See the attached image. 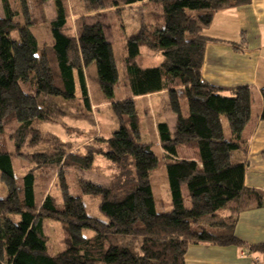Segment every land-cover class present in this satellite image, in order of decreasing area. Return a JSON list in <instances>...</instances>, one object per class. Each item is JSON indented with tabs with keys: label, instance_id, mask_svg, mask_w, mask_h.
Returning a JSON list of instances; mask_svg holds the SVG:
<instances>
[{
	"label": "trees",
	"instance_id": "trees-1",
	"mask_svg": "<svg viewBox=\"0 0 264 264\" xmlns=\"http://www.w3.org/2000/svg\"><path fill=\"white\" fill-rule=\"evenodd\" d=\"M51 1L56 10L49 24L52 44L39 49L29 23L16 24L8 0H0V177L7 192L0 198V264H185L187 247L199 243L264 254V245L247 246L234 235L240 213L264 207V193L244 185L248 145L242 133L250 119L251 88L223 90L202 78L208 41L203 29L216 12L251 0H83L88 11L149 5L153 22H141L125 40L128 95L119 101L114 99L119 71L101 23H82L71 36L64 0ZM144 52L160 62L141 66ZM90 65L118 129L95 140L104 148L68 153L33 125L62 118V103L73 101L77 89L90 109L84 75ZM161 91L176 117L173 132L166 122L156 124L172 206L164 213L156 210L150 181L159 161L141 139L135 102ZM260 94L264 121V88ZM12 123L18 125L12 137L16 152L25 143L48 145L29 157L36 167L86 172L101 156L115 168L114 177L106 185L77 178L70 192L60 174L62 201L47 195L38 205L33 171L16 176L13 170L4 140ZM84 196L98 197L102 218L87 210ZM49 219L61 223L65 234L64 248L53 254L43 228ZM87 231L92 235L85 236Z\"/></svg>",
	"mask_w": 264,
	"mask_h": 264
},
{
	"label": "rangeland",
	"instance_id": "rangeland-1",
	"mask_svg": "<svg viewBox=\"0 0 264 264\" xmlns=\"http://www.w3.org/2000/svg\"><path fill=\"white\" fill-rule=\"evenodd\" d=\"M13 12L16 14L14 22L19 26L29 23L30 30L35 37L39 49L49 48L52 44L50 34V21L55 18L56 10L51 0H8ZM67 11L66 32L71 36L77 35V30L82 23H101L105 37L111 43L113 55L119 71L118 88L114 93L115 101H119L128 95L126 91V77L124 74L125 40L130 35L135 34L141 22L143 24L152 23L150 8L145 2L138 3L132 7L120 4L118 7L106 8L100 11H88L83 0H64ZM159 7L155 5L154 11ZM0 16H3L0 2ZM16 37V32L12 33ZM150 52H144L139 59L141 66L151 65ZM85 81L88 90L90 109H86L81 101L79 89L73 101L63 102L65 115L56 122H36L33 129L42 136L55 137L68 153L85 154L89 146L104 148V145L96 143L97 139H107L118 129V121L110 109V103L100 92L94 65L84 69ZM148 105V101L136 103V110L139 117L140 135L145 143L151 144V149L159 161L158 168L150 175L151 188L155 199L157 212L164 213L172 210L168 182L164 168L165 155L158 143L156 127L154 124L162 119H167L168 114L164 113V106L158 99V108L149 114L143 108ZM155 105V101H153ZM169 108V106H168ZM255 104L253 105V109ZM162 113V114H161ZM18 125L12 123L4 129V140L7 150L12 156V166L16 176H22L28 171H33L35 175V200L38 205L45 196H52L57 203L62 201L61 184L59 176L62 174L65 182L70 188V192L75 190L76 179H84L96 184L106 185L115 175V168L103 157L96 156L92 168L86 172H81L75 168H39L33 164L29 157L36 151L47 148V144L38 147H29L27 143L16 152L13 134ZM173 132V131H172ZM7 195L0 177V198ZM83 202L87 210L93 215L102 218L98 211V197L84 196ZM44 234L46 235L49 253H57L64 248L65 234L61 223L55 220H44ZM90 231L85 232V236H91Z\"/></svg>",
	"mask_w": 264,
	"mask_h": 264
},
{
	"label": "crops",
	"instance_id": "crops-1",
	"mask_svg": "<svg viewBox=\"0 0 264 264\" xmlns=\"http://www.w3.org/2000/svg\"><path fill=\"white\" fill-rule=\"evenodd\" d=\"M202 34L208 38L203 55L202 78L209 85L223 90L239 86L251 88V114L242 133L248 145L244 185L264 193V121L259 118L262 108L260 91L264 88V0H251L248 5L216 12ZM151 59L153 64L160 62L159 57L151 56ZM158 99L164 106V113L167 111L168 114L165 91L137 97L135 102L148 101L147 106L143 102V108L150 114L153 110L158 112ZM160 121L166 122L174 131V114L170 112L167 119ZM234 235L247 246L264 245V207L240 213ZM184 262L264 264V254L249 253L247 249L237 246L199 243L187 247Z\"/></svg>",
	"mask_w": 264,
	"mask_h": 264
}]
</instances>
